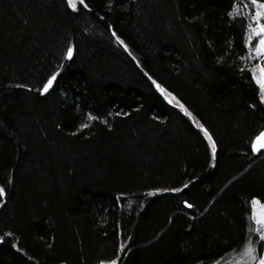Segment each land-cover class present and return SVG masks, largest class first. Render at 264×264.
I'll list each match as a JSON object with an SVG mask.
<instances>
[{
  "label": "trees",
  "instance_id": "trees-1",
  "mask_svg": "<svg viewBox=\"0 0 264 264\" xmlns=\"http://www.w3.org/2000/svg\"><path fill=\"white\" fill-rule=\"evenodd\" d=\"M242 1L86 0L70 14L64 0H0V264H213L245 246L252 197L264 206V153L249 147L264 106ZM55 67L49 95L15 87ZM145 72L213 134L214 159Z\"/></svg>",
  "mask_w": 264,
  "mask_h": 264
},
{
  "label": "snow or ice",
  "instance_id": "snow-or-ice-1",
  "mask_svg": "<svg viewBox=\"0 0 264 264\" xmlns=\"http://www.w3.org/2000/svg\"><path fill=\"white\" fill-rule=\"evenodd\" d=\"M239 2V0H238ZM67 9L70 10V14H79V10L82 8L84 10H90L89 5L86 0H64ZM233 7H236V4H233ZM243 8L247 9V17H241V23L239 24V29L243 35V48L248 51V58L257 61L254 63V66L248 68L246 71L249 74L250 82L256 86V89H253L256 99L258 100L259 105L264 106V0H244ZM229 18L235 19L232 11L227 12ZM250 21V22H247ZM112 37L115 39L116 43L119 44L125 52H129L128 46L125 44L115 31H112V27L109 26L108 29ZM256 39H253V38ZM254 45V46H253ZM61 57L64 61H70L74 57V46L72 42L67 44L66 50H62ZM244 57H241L243 59ZM139 67V65H137ZM240 71H245L241 69ZM62 74L60 67H55L50 70L49 74L46 75V78H42L38 83L42 86L39 88L30 87L27 83H17L16 88L27 89L29 91H37L40 97H45L49 95L51 91L55 90V83L58 80V77ZM144 75L151 81L152 86L169 104L174 103V107H177L179 111L188 118V120L194 122V127L197 129V134H202L203 140L207 144V153L211 158H215V155L218 151L217 143L214 140L213 134L202 124L196 117L185 107L180 100L176 99L175 96L170 91H166L160 83L153 79L147 72ZM63 95V93H61ZM256 104H249V108L255 107ZM128 115V113H124ZM87 119L89 121H94L97 117L93 115H88ZM155 119V117H154ZM103 122V121H102ZM59 128V125H56ZM81 128L87 127L86 124H81ZM249 147L251 154L255 157L261 153H264V128H261L255 131L250 137ZM210 167H213L211 163ZM188 185H183V188H187ZM164 191L170 192H181L182 188L173 187L170 189H164ZM148 196L154 195V192L149 191ZM6 197V190L3 187H0V203H3ZM184 207L191 209L194 207L193 204L188 201L183 202ZM252 206V214L250 219L255 224L256 227L250 229V234L248 237V242L244 246V255L248 258L249 264L251 261H255V264H264V251H261L257 256V248L253 245L252 241L258 237V240L261 244H264V212H257V208L264 206L261 205L259 199L254 195L250 201ZM251 233H255L256 237H253ZM5 237L10 236L11 233H4ZM13 249L17 248V244L13 243L11 245ZM124 246L120 245L119 249H123ZM99 264H118V261L114 258L107 260H100Z\"/></svg>",
  "mask_w": 264,
  "mask_h": 264
},
{
  "label": "rangeland",
  "instance_id": "rangeland-1",
  "mask_svg": "<svg viewBox=\"0 0 264 264\" xmlns=\"http://www.w3.org/2000/svg\"><path fill=\"white\" fill-rule=\"evenodd\" d=\"M243 2L244 0L242 1V7L240 6L239 9L243 10L244 14L247 16V9L243 8ZM253 39H256V38L254 37ZM249 61L257 62V61H254L253 59H249ZM257 212L258 213L264 212V208L258 207ZM262 251H264V244H262ZM213 264H249V261H248V258L244 255V247H243L240 251L235 252V253H230L229 255L214 262ZM251 264H255V261H251Z\"/></svg>",
  "mask_w": 264,
  "mask_h": 264
}]
</instances>
